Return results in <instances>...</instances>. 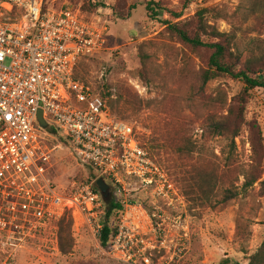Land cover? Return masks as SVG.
<instances>
[{
  "label": "rangeland",
  "instance_id": "1",
  "mask_svg": "<svg viewBox=\"0 0 264 264\" xmlns=\"http://www.w3.org/2000/svg\"><path fill=\"white\" fill-rule=\"evenodd\" d=\"M44 1L54 10L63 9V3H67L86 20H96L106 27L105 49L97 56L80 60L76 75L105 101L107 108L117 93L130 92V99L139 106V113L109 109L112 118L134 129L137 141L165 174L166 183L163 194L151 197L140 192L138 182L128 180V187L136 188V192L115 196L110 181L81 162L65 136L47 129L42 132V141L50 156L46 178L64 194L91 181L95 182L99 193L96 181L103 178L109 186L108 194L111 192L115 200H127L117 216L129 215L134 205L142 207L147 214L141 230L146 235L143 241L150 246L144 256L151 264H247L248 257L264 240V195L258 194L259 185L255 183L228 203H218L229 182H234V190L241 189L243 177L235 169H226L220 154L225 142L205 130L209 115L223 117L234 108V99L243 85L236 79L223 77L198 93L196 78L205 68L207 53L178 41L166 31L164 23L181 24L202 9H213L206 14L209 25L221 33H229L232 27L239 30L235 33L236 49L247 55L259 41H264V27L247 15L255 0H153L161 1L169 11L177 14L176 19L163 10H157V17L150 19L145 5L151 0ZM261 1L260 8L256 9L263 16L264 0ZM216 15L224 19L217 20ZM106 94L111 96L106 97ZM165 125L167 134L173 139L171 147H176L184 137L197 145L198 152L191 159L178 158L173 150H166L167 156L163 150L158 156L149 148L148 141L156 133L164 134ZM253 125H257L264 147V89L249 91L243 124L235 138L240 163L248 162ZM166 157L184 169H168ZM212 162L220 166L218 173L223 183L217 180L213 184L216 185L213 198L205 200L202 191L186 181L195 174L191 165L200 167L205 173ZM262 168L261 180H264V163ZM182 178L185 180H180ZM61 218H64L65 227L71 223L69 234L66 230L62 232L64 245L70 247L66 254L58 248L57 226L49 222L39 227L34 237L17 245L3 239L0 264H127L111 258L89 228L74 220L71 214ZM237 221L246 226L244 240L236 237ZM128 264L143 263L137 258Z\"/></svg>",
  "mask_w": 264,
  "mask_h": 264
},
{
  "label": "built area",
  "instance_id": "2",
  "mask_svg": "<svg viewBox=\"0 0 264 264\" xmlns=\"http://www.w3.org/2000/svg\"><path fill=\"white\" fill-rule=\"evenodd\" d=\"M106 31L67 3L54 10L44 0H0L2 248L3 239L17 245L65 214L87 226L96 238L100 235L104 208L95 182L64 194L46 178L50 156L42 132L48 128L69 137L79 160L108 179L115 196L136 192L128 180L138 182L144 195L163 194L165 174L137 141L134 129L111 118L105 101L75 77L80 60L105 49ZM38 111L46 129L38 124ZM116 201L123 206L127 200ZM129 212L117 216L115 234L105 251L127 264L137 258L151 264L144 256L150 246L141 231L147 214L136 205Z\"/></svg>",
  "mask_w": 264,
  "mask_h": 264
},
{
  "label": "trees",
  "instance_id": "3",
  "mask_svg": "<svg viewBox=\"0 0 264 264\" xmlns=\"http://www.w3.org/2000/svg\"><path fill=\"white\" fill-rule=\"evenodd\" d=\"M190 0H185L188 2ZM261 0H255L252 2L251 7L248 9L247 15L252 18L254 23L264 27V15L258 13L256 8L261 6ZM145 10L150 19L157 17V10H163L169 16L174 19L178 18L177 14L172 13L167 9L161 1L155 2L149 1L145 5ZM213 11V9H202L196 13V15L189 21L184 23L170 24L165 22L166 31L175 37L178 41L195 50H203L207 53L205 61V68L198 72L196 83L199 84L197 89L198 93H202L207 85L219 78L228 77L240 81L243 85L239 94L235 97L234 108L228 110V114L219 117L216 115H209L206 119L205 130L213 137H218L225 142V147L221 149V156L225 161L226 169H235L239 173L238 175L243 177L241 189L234 190V182H229L226 189L223 191L219 204H226L229 201L235 199L241 192H245L251 189L255 183L259 185L260 196L264 195V180H261L263 173L264 163V147L263 139L257 125H253L250 131L249 144H250V156L247 163H240L236 154L235 138L240 133V127L243 124L245 108L248 103L249 91L259 88L264 89V41H259L258 44L247 55H244L236 49V37L235 33L239 30L232 27L229 33L219 32L215 26L209 25L206 14ZM246 17V15H245ZM215 19H224L222 15H216ZM248 20V18H247ZM206 38V41H204ZM85 59V58H83ZM143 59V58H142ZM75 77L78 79L75 70ZM106 97L111 96L106 94ZM130 92L117 93L115 99L109 103L108 112L112 118L110 110L120 109L123 112L133 111L139 113V106L132 102L130 99ZM114 104V106H113ZM110 109V110H109ZM159 130V129H158ZM46 131L51 133H57L52 128H48ZM160 131V130H159ZM158 131V132H159ZM156 132V131H155ZM154 132V133H155ZM156 135V136H155ZM66 139L71 143L69 137ZM172 138L167 134V127L165 125L164 134H154V137L148 141L149 148L155 150L156 155L161 156L162 151L165 153L168 150H173L178 158L191 159L192 156L198 152V147L190 141L189 137H184L176 144V147H171ZM72 146V143H71ZM175 148L171 149V148ZM167 150V151H166ZM167 156V153H166ZM186 159V160H187ZM164 161L168 163V169H184L181 164L174 162L170 157L164 158ZM208 171L201 172V168L195 165H191L190 169H194L195 174L191 176L186 182L192 185L196 190L202 191V198L205 200L213 198L211 196L214 192L213 185L217 183H223L220 179L218 169L220 166L215 163H210ZM238 177V176H237ZM185 180V179H180ZM104 214L101 220L102 228L97 240L102 248L108 249L112 236L115 234L113 219L117 216L118 212L122 209V206L109 192L107 197L103 198ZM53 225L57 226L58 230V248L61 253L66 254L68 245L63 243L62 232L70 229V222L67 226H64V218L51 221ZM236 237L246 239L247 229L246 226L240 224V221L236 222ZM69 234V232H68ZM68 238V235L66 233ZM70 238V235H69ZM247 264H264V240L260 246L248 257Z\"/></svg>",
  "mask_w": 264,
  "mask_h": 264
},
{
  "label": "water",
  "instance_id": "4",
  "mask_svg": "<svg viewBox=\"0 0 264 264\" xmlns=\"http://www.w3.org/2000/svg\"><path fill=\"white\" fill-rule=\"evenodd\" d=\"M37 121H38V124H39L41 129L47 128L48 125H47L46 121H44V119L42 118V112L41 111L37 112ZM96 187H97L99 193L102 195L103 198L107 197L109 186H108V184H106V182L103 178H99L96 181Z\"/></svg>",
  "mask_w": 264,
  "mask_h": 264
}]
</instances>
